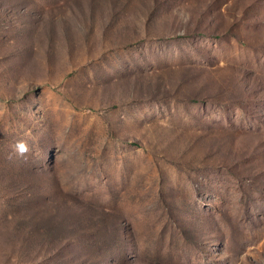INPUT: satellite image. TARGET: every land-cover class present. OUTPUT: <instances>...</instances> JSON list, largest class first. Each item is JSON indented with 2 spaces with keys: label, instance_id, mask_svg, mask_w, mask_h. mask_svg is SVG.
<instances>
[{
  "label": "rangeland",
  "instance_id": "obj_1",
  "mask_svg": "<svg viewBox=\"0 0 264 264\" xmlns=\"http://www.w3.org/2000/svg\"><path fill=\"white\" fill-rule=\"evenodd\" d=\"M0 264H264V0H0Z\"/></svg>",
  "mask_w": 264,
  "mask_h": 264
},
{
  "label": "clouds",
  "instance_id": "obj_2",
  "mask_svg": "<svg viewBox=\"0 0 264 264\" xmlns=\"http://www.w3.org/2000/svg\"><path fill=\"white\" fill-rule=\"evenodd\" d=\"M31 151L30 145L27 141H18L14 146V152L19 156H26Z\"/></svg>",
  "mask_w": 264,
  "mask_h": 264
}]
</instances>
